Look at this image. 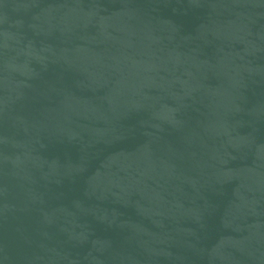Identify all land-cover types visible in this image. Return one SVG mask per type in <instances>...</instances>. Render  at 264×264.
I'll list each match as a JSON object with an SVG mask.
<instances>
[{
  "label": "water",
  "instance_id": "95a60500",
  "mask_svg": "<svg viewBox=\"0 0 264 264\" xmlns=\"http://www.w3.org/2000/svg\"><path fill=\"white\" fill-rule=\"evenodd\" d=\"M0 264H264V0H0Z\"/></svg>",
  "mask_w": 264,
  "mask_h": 264
}]
</instances>
